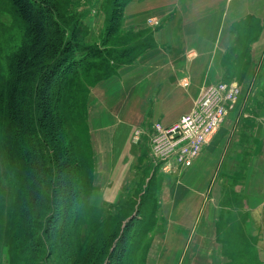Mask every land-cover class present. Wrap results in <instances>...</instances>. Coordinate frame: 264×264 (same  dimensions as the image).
I'll return each instance as SVG.
<instances>
[{
	"label": "crops",
	"instance_id": "obj_1",
	"mask_svg": "<svg viewBox=\"0 0 264 264\" xmlns=\"http://www.w3.org/2000/svg\"><path fill=\"white\" fill-rule=\"evenodd\" d=\"M123 13L126 25L150 30L153 43L91 88L87 124L95 206L117 203L145 159L143 151L151 157L147 127L174 123L204 89L224 79L229 62L224 58L237 35L251 30V19L258 22L257 38L249 43L244 82L256 83L264 67V0H130ZM148 17L160 24L149 27ZM240 116V111L230 113L190 166L158 171V210L166 222L162 237L167 245L153 248L147 264H223L220 197H236L234 226L242 230L236 229L237 235L257 264H264V109L251 125L242 126L243 138L236 135ZM229 238L224 236V244Z\"/></svg>",
	"mask_w": 264,
	"mask_h": 264
},
{
	"label": "trees",
	"instance_id": "obj_2",
	"mask_svg": "<svg viewBox=\"0 0 264 264\" xmlns=\"http://www.w3.org/2000/svg\"><path fill=\"white\" fill-rule=\"evenodd\" d=\"M128 1L111 0L107 37L117 30ZM0 4L23 24L21 46L5 54L6 66H0V179L8 169L22 186V198L10 214L12 231H25L24 200L30 195L39 209H48L50 225L61 227L56 237L83 244L81 250L90 253V264H127L133 228L145 227L140 208L152 197L140 199L138 213L123 228L128 199L120 197L116 204L100 206L91 203L93 157L84 92L134 62L153 40L146 36L112 53L105 45L84 43L87 31L78 19L69 25L61 0H0ZM230 58H234L231 51L224 60ZM93 71L101 75L93 77ZM20 140L26 145L14 151L10 142L21 146ZM134 187H138L135 182ZM227 203L224 197L223 205ZM63 227L68 231L63 232ZM44 231L49 235V227ZM55 232L54 228L50 234ZM79 232L84 235L78 236ZM15 248L18 258H23L21 240Z\"/></svg>",
	"mask_w": 264,
	"mask_h": 264
},
{
	"label": "rangeland",
	"instance_id": "obj_3",
	"mask_svg": "<svg viewBox=\"0 0 264 264\" xmlns=\"http://www.w3.org/2000/svg\"><path fill=\"white\" fill-rule=\"evenodd\" d=\"M61 1L62 10L68 11V16L65 17L69 25L76 19L83 24L84 30L87 31L84 39V43L87 45L93 44L97 47L105 45L106 48L112 50V53H115L124 47L133 45L139 39L145 40L146 36L149 37L148 40L152 38V36H150V30L142 32V30H136L126 25L125 20H122L124 13L121 19H119V25L115 33L107 37L105 34V26L107 25V18L110 16L109 8L111 0ZM147 23L149 27L155 28L160 24V21L155 17H148ZM247 27L251 30H253L254 27H258L257 20L251 19ZM22 29L23 24L12 15L8 8L0 4V66L3 68H5L7 63L3 60L4 55L9 54L13 50L17 51L22 44ZM255 30L256 29L253 31L246 30L245 33L242 32V34L237 35L236 41L230 50L234 58H230L233 60L232 62L228 59L229 62L225 68L226 73H224V79L217 84L211 85L215 87L216 85L224 84L229 81H236L234 84L238 87L239 94L225 119L229 117L230 113H232L233 116L236 115L237 111L242 113L240 119L235 120L237 122L236 129H238L236 135L239 134L242 138V126L245 124L251 125L253 119L256 120V118H254L256 113L264 109V67L258 70L259 76L256 83L247 85L244 82V76L248 70L249 64V43L257 38V35L254 33ZM235 31L238 32V28H236ZM110 65L112 64L110 63ZM95 75L98 76L101 75V73L97 71L91 72V76L94 77ZM89 81L90 80L85 81L88 86L91 85ZM184 85H187V83H184ZM255 92H258L257 96H254ZM90 93V88L84 92L87 109L86 120L88 119V112L90 109ZM260 96L263 98H260ZM244 113L247 114L246 117H243ZM223 123H225V120L220 123L219 127ZM150 127H147V130ZM6 130L7 133H9L10 127L8 126ZM144 133L146 135L149 134H147L146 130ZM1 137L4 139L3 134ZM19 142L23 144L20 146L15 142H10L14 151H19L26 145V143L21 140ZM143 152L141 156L145 157V159H140L138 167L135 168L136 171L132 173L130 183L128 182L126 186L127 189L121 196V200L128 199L124 201V203L130 206L125 214L122 215L123 220L121 228L138 213L137 210L140 207V199L144 198L146 195L147 198L150 196L152 197L148 200V204L140 208L139 216L140 219L143 218L145 221V227L139 228L136 226L133 228L135 235L129 241V243L132 244L128 253L129 259L131 260H129L127 264H147V257H150L153 248L157 247V249H160L167 245L164 242L165 238L162 237L166 222L158 210L157 198L162 188L161 177L158 172L161 170L155 165V159H152V156L150 157L145 150ZM226 154L227 152L224 153L223 158ZM7 171L8 169L3 174V178L0 179V264H90V253H88L87 256L84 254L83 250H81L83 244L77 243L73 238L71 241H60L56 237V233L61 227L50 225L51 222L48 221L47 215L48 209H39L40 206L37 201L30 195L24 200L25 209H27L25 216V231L19 230L17 233L12 231L14 219L9 221L11 218L10 214L16 207L17 199L20 197L22 198V186L20 185V181L12 173H8ZM136 178L138 179V181L136 180L138 187H134ZM224 181L225 179L223 183ZM206 197L209 199L211 195H207ZM38 199L39 196H37V200ZM223 199L224 197H220V215H217L219 220L217 231L220 242H222V244L219 242L218 249L226 256L223 264H257L255 254L250 250L247 251L244 249V245L241 242V235H237L236 229H238L239 233H242L241 227L238 228L234 226L236 225L234 220L238 213H235L233 210H239L236 204V197H227L229 203H227L226 206L225 204L223 205ZM209 219H211V217H209ZM47 227H49V235L44 231ZM54 228L56 229L55 234H50L51 230ZM68 229L67 227L62 228L63 232H67ZM80 230L83 232L85 228L82 226ZM33 233H37L36 236H31ZM80 235L83 236L84 234L79 232L78 236ZM224 236L230 237L229 241L225 244ZM17 240H21L22 251L21 249L17 251H21L23 258H18L16 254L15 244ZM59 242L63 243V246L57 248L61 244ZM172 245L176 246V243ZM77 247H80V249L76 252ZM34 249H36L37 252L36 250L34 251ZM166 251L168 252V248ZM159 253L158 251V254ZM11 254L12 258L10 256ZM228 255L231 257H228ZM100 264H104V262Z\"/></svg>",
	"mask_w": 264,
	"mask_h": 264
},
{
	"label": "built area",
	"instance_id": "obj_4",
	"mask_svg": "<svg viewBox=\"0 0 264 264\" xmlns=\"http://www.w3.org/2000/svg\"><path fill=\"white\" fill-rule=\"evenodd\" d=\"M239 94L236 84L209 86L197 97L193 108L174 123H153L147 130L150 155L162 172L188 167L230 112ZM139 131L135 132L137 139Z\"/></svg>",
	"mask_w": 264,
	"mask_h": 264
}]
</instances>
